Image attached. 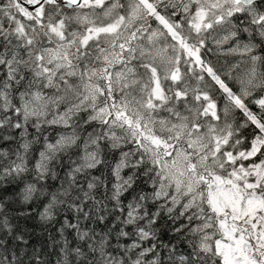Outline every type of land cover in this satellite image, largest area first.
I'll return each instance as SVG.
<instances>
[{"label":"snow or ice","instance_id":"1","mask_svg":"<svg viewBox=\"0 0 264 264\" xmlns=\"http://www.w3.org/2000/svg\"><path fill=\"white\" fill-rule=\"evenodd\" d=\"M257 50L264 0H0V264H264Z\"/></svg>","mask_w":264,"mask_h":264},{"label":"trees","instance_id":"2","mask_svg":"<svg viewBox=\"0 0 264 264\" xmlns=\"http://www.w3.org/2000/svg\"><path fill=\"white\" fill-rule=\"evenodd\" d=\"M247 38V37H246ZM229 47L228 44L224 45L223 48L226 50ZM257 54H261L264 55V53H261L259 50H257ZM205 59L210 60L213 64L214 67H216L218 70L223 71L227 65L231 64L232 62L239 60L240 57L231 55V54H225V55H220L219 53H215V52H209L205 55ZM224 79L226 80V82L229 84V87H231L233 89V91L235 92H239L240 90V85L239 83H237L235 80L233 79H229L227 76L224 77ZM218 106L219 107H223L225 100L223 97V94L219 93V91L217 90L215 93H213ZM260 95L259 90H257L256 92H254V96L253 97H249L245 102L248 104V106L253 110V111H258V108L256 107L255 104L251 103V100L254 97H258ZM237 118H241L242 117V113L237 112L236 113ZM58 130H53L52 131V135L55 136L56 132ZM250 130H245V134H249ZM43 207V201H40L38 204H33L32 208H33V220L29 221V227L30 230L33 232V240L32 242L34 244H37V246H39V244L41 242H43L44 239H46L47 234L46 233H41L40 227H39V222L38 219H36V213L41 211ZM178 251H184V247L182 245H178L177 248ZM46 251H50V249L46 248Z\"/></svg>","mask_w":264,"mask_h":264},{"label":"rangeland","instance_id":"3","mask_svg":"<svg viewBox=\"0 0 264 264\" xmlns=\"http://www.w3.org/2000/svg\"><path fill=\"white\" fill-rule=\"evenodd\" d=\"M151 23H152V26L153 27H157L158 25L156 24V22L155 21H151ZM170 39V38H169ZM244 39L246 40L247 38H246V36L244 37ZM220 55H225V54H227L226 53V51L225 52H221V53H219Z\"/></svg>","mask_w":264,"mask_h":264}]
</instances>
